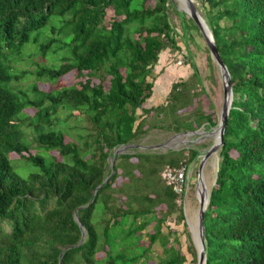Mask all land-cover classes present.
<instances>
[{
    "label": "trees",
    "instance_id": "obj_1",
    "mask_svg": "<svg viewBox=\"0 0 264 264\" xmlns=\"http://www.w3.org/2000/svg\"><path fill=\"white\" fill-rule=\"evenodd\" d=\"M194 4L234 96L204 217L206 264H264V0ZM196 39L209 52L174 0H0V264H188L171 220L183 224L197 264L183 207L161 174L197 166L199 150L134 149L111 167L116 150L152 129L217 126L200 107L183 113L193 103L184 82L155 108L169 123L146 128L142 119L160 57ZM73 71L76 84L40 89Z\"/></svg>",
    "mask_w": 264,
    "mask_h": 264
},
{
    "label": "rangeland",
    "instance_id": "obj_2",
    "mask_svg": "<svg viewBox=\"0 0 264 264\" xmlns=\"http://www.w3.org/2000/svg\"><path fill=\"white\" fill-rule=\"evenodd\" d=\"M174 1L177 3L178 9H181L183 7V4L179 0ZM111 15L112 12H109V16L107 18L109 19ZM196 40L201 43L195 44L193 42H190L188 50L186 46L183 45L181 52L172 53L171 51H167L160 57V60L156 65V69L153 73V95L151 99L144 105L146 109H153L149 115H145V117L142 118L143 121L146 122V128L149 124L152 123L159 122L160 125L163 126L166 122L169 123L171 121V117L165 115L164 112L160 116H157L158 113L155 108H163L166 106V104H169V95L173 86L176 83L181 82L189 85L193 94L192 106L187 107L183 113L192 112L195 108L200 107L206 115L212 116V118L219 122L223 105V85L221 73L214 61L212 60L213 63L209 61L208 57L210 53L205 49L204 44H202V40ZM41 64L44 65L46 63L44 61H41ZM21 67L22 69H25V67H29V70H32L34 68L31 64L27 63L21 65ZM195 73H198V76H194ZM83 80H85V78ZM78 81L79 79L77 78V72L73 71L64 77H61L60 80L54 85L45 83L40 84L39 87L41 90L50 92L54 91L55 89L70 87L76 84ZM20 85L22 87L20 89L26 90L25 83H21ZM105 86L108 87L109 84L106 83ZM25 112L33 116L35 110L26 109ZM138 124L139 122H137V125ZM181 125L182 128L188 126L187 123ZM214 131V128L210 131H207L204 129V127H202L201 129L196 131L197 134L195 135H182L186 132L182 131L177 133L173 128L170 127L155 128L150 130L147 135L143 136L136 144H134L136 146L135 148L125 152L134 154V149H138V152L141 153H167L169 150L179 151L183 149L195 148L199 150L200 155L198 157V165L195 166V164H192L188 166L189 181L187 185V195L185 202L182 204L186 216V223L188 225L189 231H191L192 239L193 234H195L196 232L197 216L199 211V202L197 195L198 166L204 155H206L212 145L215 144L216 136L215 134H213ZM188 132L190 133L193 131ZM205 132L207 133L205 134ZM66 140L69 141V138H67ZM186 156L188 157L189 153H187ZM131 161L133 163H136L137 159L133 158ZM219 161L220 158L218 154L215 153L206 161L203 167L204 179L209 194L216 180ZM119 173L121 172L119 171ZM123 181L124 179L119 177L117 179L116 185L119 187ZM161 208L164 209V206H162ZM169 225L180 236L183 251L187 255L190 264H192V258L188 252L187 234L185 232L183 224L176 223L175 220H171V223H169ZM153 226L154 224L150 228H148L146 232L144 231V233L152 231ZM164 231L166 232V229H164ZM141 243L142 245H148V239L144 237ZM153 249L156 252H161L160 244H156ZM156 262L157 261L153 259L149 262V264H156Z\"/></svg>",
    "mask_w": 264,
    "mask_h": 264
},
{
    "label": "water",
    "instance_id": "obj_3",
    "mask_svg": "<svg viewBox=\"0 0 264 264\" xmlns=\"http://www.w3.org/2000/svg\"><path fill=\"white\" fill-rule=\"evenodd\" d=\"M183 7L181 10L185 12L197 25L199 28L206 46L209 50L210 56L214 63L220 70L221 77H222V85H223V105L220 120L216 127H214L213 134H218L216 137L215 144L208 150L206 155H204L203 159L200 161L198 166V202H199V211L197 216V225H196V232L193 234L194 244L197 249V264H206V249H205V224H204V217L205 213L208 208L210 194L208 192L207 185L204 179V172L203 167L206 161L215 153L219 151V149L223 146L224 135L227 129V122L229 119L230 111L232 108L233 103V91L231 86V77L228 71L227 66L225 65L221 55L219 53L216 41L214 36L208 27L207 23L205 22L204 18L201 16L199 11L197 10L194 0H179ZM213 129V128H212ZM207 132H205L206 134ZM189 134H197L196 131L193 132H186L182 135H189ZM136 146L134 144L124 146L123 148H119L115 151L114 159L111 163V167H114L115 158L120 155L124 154L126 151H129ZM106 183V182H105ZM104 183V184H105ZM99 188H97L98 190ZM96 190V191H97ZM96 193V192H95Z\"/></svg>",
    "mask_w": 264,
    "mask_h": 264
},
{
    "label": "built area",
    "instance_id": "obj_4",
    "mask_svg": "<svg viewBox=\"0 0 264 264\" xmlns=\"http://www.w3.org/2000/svg\"><path fill=\"white\" fill-rule=\"evenodd\" d=\"M162 181L166 186L173 189L177 196V203L182 205L186 200L187 185L189 181L188 170L186 166L173 168L168 166L161 174Z\"/></svg>",
    "mask_w": 264,
    "mask_h": 264
},
{
    "label": "bare ground",
    "instance_id": "obj_5",
    "mask_svg": "<svg viewBox=\"0 0 264 264\" xmlns=\"http://www.w3.org/2000/svg\"><path fill=\"white\" fill-rule=\"evenodd\" d=\"M215 136L218 137V134H216Z\"/></svg>",
    "mask_w": 264,
    "mask_h": 264
}]
</instances>
